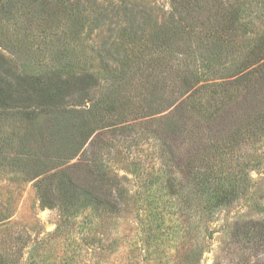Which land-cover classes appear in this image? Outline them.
<instances>
[{"label":"trees","instance_id":"16d2710c","mask_svg":"<svg viewBox=\"0 0 264 264\" xmlns=\"http://www.w3.org/2000/svg\"><path fill=\"white\" fill-rule=\"evenodd\" d=\"M261 1L171 0L172 10L159 18L147 9L130 10L127 2L117 5L130 23L119 28L120 43L128 44L114 52L106 43L103 85L91 71L73 68L79 57L65 42L69 34L78 39L88 10L100 9L95 0H0V20L12 22L24 38L65 25L62 36L51 41L48 63L37 61L38 70L28 68L24 48L0 39L11 55L0 51V134L6 127L20 130L18 160L37 178L42 202L68 211L122 210L129 190L102 153L111 151L117 131L141 126L147 139L159 141V156L171 166L165 179L172 195L191 188L203 200L206 195L198 206L207 211L240 199L248 188L247 164L240 161L245 146L264 138V13L256 14L258 4L251 10ZM208 4L213 20L197 31L195 48L201 65L175 67L178 40ZM100 11L98 22L111 19L106 9ZM101 88L105 91L97 94ZM104 128L101 150L94 143L90 155L85 150L66 165ZM7 143L0 136V158H6ZM232 236L263 244L264 219L236 223Z\"/></svg>","mask_w":264,"mask_h":264},{"label":"rangeland","instance_id":"374dc122","mask_svg":"<svg viewBox=\"0 0 264 264\" xmlns=\"http://www.w3.org/2000/svg\"><path fill=\"white\" fill-rule=\"evenodd\" d=\"M263 1L251 8L253 11L258 4L257 15L264 13ZM124 2L130 10L147 9L158 18L172 10L171 0H95L94 6L100 9L88 10L78 39L69 34L65 42L79 57L73 68L91 71L103 85L108 83L102 66L106 43L111 42L114 52L128 44L120 43L119 28L130 23L123 11L115 8ZM209 7L192 17L193 29L178 40L173 52L175 67L201 65L195 56L197 31L209 27L213 20ZM102 8L111 14L107 22H98ZM253 20L261 23L258 18ZM63 29L61 24L52 34L26 33L24 38L23 33L17 35L12 22L0 20V39L14 48H24L30 55L28 68L38 70L37 61L48 63L53 54L51 41L62 36ZM0 51L11 56L1 46ZM229 69L224 72L229 73ZM206 76L209 78L210 72ZM104 91L101 88L97 94ZM145 129L117 131L111 151L102 153L105 163L129 190V198L122 210L96 213L46 206L36 187L37 178L25 173L18 160L20 130L16 126L4 128L0 136L8 143L6 158H0V264H264V243L256 246L232 236L236 223L264 219V138L247 144L246 156L240 160L246 162L249 172L245 193L231 205L207 211L198 206L204 204L206 195L203 200L191 188L171 194L165 179L171 166L164 165L159 141L151 135L147 139V132H142ZM106 131H96L66 165L76 162L85 150L90 155L94 143V148L101 150ZM185 146L181 155H185Z\"/></svg>","mask_w":264,"mask_h":264}]
</instances>
